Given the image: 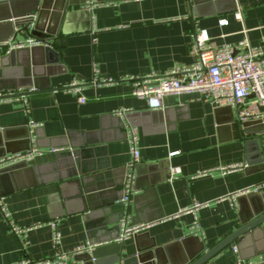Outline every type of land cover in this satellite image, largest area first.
<instances>
[{
	"label": "crops",
	"instance_id": "crops-1",
	"mask_svg": "<svg viewBox=\"0 0 264 264\" xmlns=\"http://www.w3.org/2000/svg\"><path fill=\"white\" fill-rule=\"evenodd\" d=\"M75 1L61 33L47 38L54 62L39 64L43 50L37 49L31 68L39 76L33 85L20 86L22 78L16 74L23 70L22 60L0 56V93L17 94L12 100L0 98V156L25 150L32 140L45 150L26 169L0 172L2 204L15 223L32 227L25 236L16 235L0 207V264L35 262L56 253L72 258L52 264H82L73 256L79 246L94 236L97 241L117 236L123 211L118 199L125 168L133 160L125 135L128 123L140 135L130 209L136 224L148 227L121 241L122 255L149 249L154 264H189L241 224L256 199L249 191L262 185L258 192L264 194V169L250 172L249 167L258 149L239 129L234 107L187 93L169 94L163 109L151 110L133 95L128 79L100 85L89 80L94 75L160 74L191 65V44L202 27L212 46L236 45L245 34L251 45H264V0ZM238 11L242 18L236 17ZM9 30V24L0 23V38ZM73 84L82 88L83 103L70 90ZM247 101L259 112L257 119H264V106L253 95ZM230 163L248 166L199 174ZM85 178L91 192L83 190L84 199L70 196ZM196 203L202 206L181 211ZM196 220L199 230L192 228ZM238 244L205 264H264V223L260 235L235 252Z\"/></svg>",
	"mask_w": 264,
	"mask_h": 264
},
{
	"label": "built area",
	"instance_id": "built-area-1",
	"mask_svg": "<svg viewBox=\"0 0 264 264\" xmlns=\"http://www.w3.org/2000/svg\"><path fill=\"white\" fill-rule=\"evenodd\" d=\"M236 17L242 18V12L238 11ZM220 22L225 23L226 21L222 19ZM209 40L208 29L204 27L200 28V31L191 44V50L194 55V61L191 65H186L184 67L175 66L165 73L158 74L152 72V74L144 76L134 75L115 78L113 76L99 77L94 75L89 82L100 85L128 79L134 86L133 95L145 100L148 108L151 110L163 109L165 106L164 97L169 94L179 95L196 93L198 98L213 103L216 106L234 107L236 109V114L242 120L257 119L260 115L259 112L250 109L247 106V100L250 95H253L258 102L264 106V45H251L246 34L236 45L223 44L220 45V47H216L212 46ZM35 45L47 46L50 45V43L32 34L24 38H20L18 35H12V37L6 40H0V56L9 54L12 49L15 48H29ZM69 88L77 95L78 101L83 103L85 96L81 94L82 88L76 84H73ZM15 95L17 94L14 92L5 96L0 93V98L5 97V100H12L16 97ZM32 125L35 126L36 123H32ZM125 135H127L130 152H132L133 156V160L128 167H133L136 160L140 157L138 148L140 135L138 127L130 123L126 124ZM44 152L45 150L37 146L34 140H32L28 149L15 151L13 153H5L0 156V170L18 162H26L29 164L34 158L42 155ZM247 166L248 164L246 163H230L206 169V171L199 174L206 175V173L215 170L224 173L246 168ZM174 172L178 173L179 169L175 168ZM134 180L135 173L130 172L126 176L123 184L126 193L121 199V202L126 204V209L119 221L121 232L116 241L120 243L130 235L137 234L139 231L148 227V224H133L131 221L132 213L130 209V200L135 192ZM261 187L262 185H259L253 190L258 192ZM249 190L250 189L245 191ZM200 206H202V204L196 203L192 208H185L181 211L190 212ZM0 207L3 210L4 218L7 220L8 224H10L12 232L19 236H25L32 227H23L15 223L11 212L2 204L1 200ZM52 223L54 228H56L57 223ZM192 228H194V230L200 229L198 220L194 221ZM59 238L60 235L55 230L53 237L54 241L58 243L60 241ZM96 245L99 244H91L90 242L82 244L73 252V256L76 257L85 253ZM233 250L236 252V247H233ZM71 258L70 254L56 253L52 258H46L35 262L31 259H26L17 264L67 263ZM237 263L240 264L239 261ZM82 264H85V262H82ZM249 264H252V262Z\"/></svg>",
	"mask_w": 264,
	"mask_h": 264
},
{
	"label": "water",
	"instance_id": "water-1",
	"mask_svg": "<svg viewBox=\"0 0 264 264\" xmlns=\"http://www.w3.org/2000/svg\"><path fill=\"white\" fill-rule=\"evenodd\" d=\"M87 1L91 0H82L84 3ZM74 4H76L75 0H2L0 1V23L9 24L10 30L8 35L0 38V40H6L11 37L12 34L17 36L21 32L36 35L45 41H47V38H49L48 40H50V38L52 40L55 36L61 33V25L66 16L65 14L69 12V7ZM38 48L43 50V55L42 57L40 56L39 64L45 65L54 62H52L48 56L49 53L53 52L50 45L45 47L34 46L29 48H15L4 57L9 58L11 62L19 60L21 63L22 60L23 70L16 74L22 78L20 79V86L33 85L39 76L36 70H34L33 67L31 68V65L35 64L33 63V59H36L37 57L36 54ZM56 61H58V58ZM236 120L241 132H244L247 135L248 142L254 144L258 149L257 159L253 162H249V167H251L250 172L264 169V119L242 120L240 117H237L235 121ZM4 130L5 129H3V131ZM27 137H29V133H27ZM73 164L74 162H71L69 167L72 168ZM26 167H28V163L18 162L1 169L0 172H11L15 171V169H26ZM125 170L126 176L130 172L137 173V164L133 167H127ZM79 182H81L80 184H82L83 187L81 188L77 186V189H75L70 196H80L81 199H84L83 190L91 192L90 188H88L90 184L86 178L82 181L79 180ZM134 188L136 190L137 187L134 186ZM125 193L126 190L123 189L120 198L118 199L123 210L119 221L126 209V204L121 202ZM248 196L251 198L254 197V199L256 198L257 201L256 199L253 201L250 213L242 218L240 222L241 224L215 245L208 249L204 247L199 255H196L189 260V264H205L219 253L225 251L228 246L233 245L235 241L239 243L236 246V249L238 250L243 244H247L251 238H256L260 235L264 223V194L256 191H249ZM87 197H90V195ZM132 221L133 224H136L134 218H132ZM116 227L118 228V234L114 238H104V240L97 241L99 239H95V236L91 237L92 241H90V243L99 245H96L91 250L78 255V260H83L86 264H154L155 255H153L154 252L149 249L146 250L145 253H136L127 257L123 256L122 244L115 241L121 232L120 224L116 225ZM90 235L92 236V234ZM105 241L111 242L104 243Z\"/></svg>",
	"mask_w": 264,
	"mask_h": 264
}]
</instances>
